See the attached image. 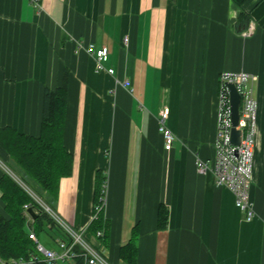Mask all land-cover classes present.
Here are the masks:
<instances>
[{"label":"crops","instance_id":"obj_1","mask_svg":"<svg viewBox=\"0 0 264 264\" xmlns=\"http://www.w3.org/2000/svg\"><path fill=\"white\" fill-rule=\"evenodd\" d=\"M243 11L254 24L249 37L234 0H41V8L0 0V129L40 137L45 92L66 83L64 145L74 168L52 211L86 231L102 171L108 237L90 242L108 264H125L121 248L134 233L137 264H264V0H248ZM91 44L109 49L112 74L97 71L82 47ZM240 73L254 78L252 221L210 169H198L216 157L221 76ZM164 110L176 138L170 148L159 131ZM12 165L0 145V179L46 199ZM49 232L38 240L56 251L64 235Z\"/></svg>","mask_w":264,"mask_h":264},{"label":"trees","instance_id":"obj_2","mask_svg":"<svg viewBox=\"0 0 264 264\" xmlns=\"http://www.w3.org/2000/svg\"><path fill=\"white\" fill-rule=\"evenodd\" d=\"M247 1L234 0L240 8L238 27L241 28V32L250 22L249 16L243 11ZM67 96L66 83L55 91L46 90L40 137H30L14 130L0 129L1 147L10 155L24 179L36 183L46 192L47 197L43 200L52 210L57 200L61 179L70 177L74 168V158L64 145ZM24 179L23 181L26 182ZM106 182L105 174L98 171L94 192V219L85 231V239L88 242L92 238L103 243L107 242L109 224L105 220L104 210L98 211L104 198L103 186ZM0 190L5 203V213L0 212V261L4 263L30 261L32 257H37L35 264H47L37 253L36 243L30 235L34 234L38 238L41 233L56 230L58 233H63L62 240L70 241L69 237L64 234L63 228L57 221L9 175H4L0 179ZM30 207L37 214V219L33 223L28 222L27 209ZM169 215L168 208L164 205L160 206L158 215L160 230L168 227ZM99 232L103 233L102 237L98 236ZM135 235L134 233L132 239L121 248V259L125 264H137ZM74 262L85 264L83 258H78Z\"/></svg>","mask_w":264,"mask_h":264},{"label":"built area","instance_id":"obj_3","mask_svg":"<svg viewBox=\"0 0 264 264\" xmlns=\"http://www.w3.org/2000/svg\"><path fill=\"white\" fill-rule=\"evenodd\" d=\"M36 8H41V0H29ZM254 33V24L242 32V35L249 37ZM125 42H127L125 40ZM89 54L95 57L96 68L98 72H107L112 74V70H108L105 64L109 60V49L102 47L96 49L91 44L82 46ZM251 76L245 73L240 74H223L220 79V93L218 104V134L216 138V157L213 162H198L200 172L211 170L215 176L216 183L220 187L229 189L235 196L236 205L246 215V220L252 221L255 218V212L250 201V186L252 182V159L254 146L252 143L251 122L254 117L255 104L251 99L252 92L250 90ZM129 82H125L129 86ZM229 84H233L239 95L241 96V104L239 109V121L235 127L232 119V107L230 98ZM169 111L164 110L160 120L159 131L164 138L166 147L173 146L176 138L174 133L167 127ZM233 129L241 132L240 145L232 143ZM107 195V182L103 186V200L98 207V211L105 209ZM35 201L37 202L36 198ZM43 209L42 204L37 202ZM45 211H50L49 208ZM59 220V219H58ZM56 220L57 223L61 220ZM66 229L67 236L70 241L56 240L57 250L46 249L34 234L30 238L36 243L37 253L41 259L47 264H64L74 262L78 258H83L85 264H108L97 249L88 241L83 239L85 231L77 232L70 228L64 222H61ZM264 231V228H263ZM99 237L103 236L102 232L98 233ZM37 257H32L30 261H13L0 264H35Z\"/></svg>","mask_w":264,"mask_h":264},{"label":"water","instance_id":"obj_4","mask_svg":"<svg viewBox=\"0 0 264 264\" xmlns=\"http://www.w3.org/2000/svg\"><path fill=\"white\" fill-rule=\"evenodd\" d=\"M230 89L231 107H232V119L233 124L236 127L239 121V109L241 104V96L239 95L236 87L233 84L228 85ZM232 143L234 145H240L241 143V132L233 129L232 131ZM28 214L33 220L37 219V214L35 210L30 207L27 209Z\"/></svg>","mask_w":264,"mask_h":264},{"label":"rangeland","instance_id":"obj_5","mask_svg":"<svg viewBox=\"0 0 264 264\" xmlns=\"http://www.w3.org/2000/svg\"><path fill=\"white\" fill-rule=\"evenodd\" d=\"M12 166H13V168H15L16 169V171H18L19 172V175H21L22 176V174L20 173V171L18 170V168H17V166L12 162ZM33 195V194H32ZM39 196V195H38ZM37 196V197H38ZM37 197H35L34 196V198H36V200H37V202H39L40 204H42L43 205V207L45 208V209H47V208H49L50 209V211H47V213L52 217V218H54L55 220H58L57 218H56V215L54 214V212L52 211V209L45 203V201L40 197V198H37ZM45 209H44V211H45ZM46 212V211H45ZM59 221V220H58ZM58 224L63 228V231H64V234H67V232H66V229L64 228V225L59 221L58 222ZM42 234V233H41ZM43 235H45V238H47L48 236L49 237H52L53 239H55V238H57V237H59V233H58V231H56V230H54L53 231V234L52 235H46V234H43ZM42 235V236H43ZM54 236V237H53ZM48 237V238H49ZM83 239L86 241V239H85V232H84V234H83ZM42 245H44V247L46 248V249H48L47 247V245L43 242L42 243ZM94 246V245H93ZM50 248L52 247V246H49Z\"/></svg>","mask_w":264,"mask_h":264},{"label":"bare ground","instance_id":"obj_6","mask_svg":"<svg viewBox=\"0 0 264 264\" xmlns=\"http://www.w3.org/2000/svg\"><path fill=\"white\" fill-rule=\"evenodd\" d=\"M39 239V238H38Z\"/></svg>","mask_w":264,"mask_h":264}]
</instances>
